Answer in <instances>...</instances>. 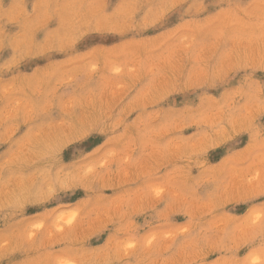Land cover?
Listing matches in <instances>:
<instances>
[{
	"label": "rangeland",
	"instance_id": "1",
	"mask_svg": "<svg viewBox=\"0 0 264 264\" xmlns=\"http://www.w3.org/2000/svg\"><path fill=\"white\" fill-rule=\"evenodd\" d=\"M0 264H264V0H0Z\"/></svg>",
	"mask_w": 264,
	"mask_h": 264
}]
</instances>
